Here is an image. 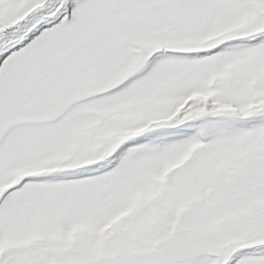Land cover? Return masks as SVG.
<instances>
[{"label":"snow or ice","instance_id":"6c2138e0","mask_svg":"<svg viewBox=\"0 0 264 264\" xmlns=\"http://www.w3.org/2000/svg\"><path fill=\"white\" fill-rule=\"evenodd\" d=\"M0 264H264V0H0Z\"/></svg>","mask_w":264,"mask_h":264}]
</instances>
